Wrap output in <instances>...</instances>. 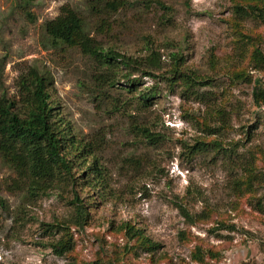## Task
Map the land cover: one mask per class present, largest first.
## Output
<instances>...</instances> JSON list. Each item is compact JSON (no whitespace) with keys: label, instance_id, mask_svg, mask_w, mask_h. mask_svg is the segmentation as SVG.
Here are the masks:
<instances>
[{"label":"rangeland","instance_id":"374dc122","mask_svg":"<svg viewBox=\"0 0 264 264\" xmlns=\"http://www.w3.org/2000/svg\"><path fill=\"white\" fill-rule=\"evenodd\" d=\"M126 1L123 10L102 16L89 12L85 0H0V95L18 102L19 77L29 69L44 74L53 112L75 142L69 148L74 182L35 199L6 190L14 174L0 160V264H264V184L236 191L242 171L224 153L250 149L257 172H264V103L253 97L255 86L264 89V68L240 62L232 49L239 38L233 5L241 0ZM63 6L87 20L99 46L132 58L156 50L162 68L154 77L132 76L133 91L125 80L99 86L89 57L46 38L44 24ZM241 23L264 53V23L253 17ZM170 53L182 57V68L213 79L200 90L211 97L182 96L179 84L164 80ZM234 70L248 72L250 82L231 84ZM151 89L149 107L136 110L138 91ZM217 107L229 122L209 134L208 127L219 125L210 117ZM131 121L149 126L159 141L149 145ZM213 139L223 151L202 146ZM75 196L86 224L69 227L73 251L58 256L49 244L65 230L51 226L72 219ZM128 223L144 240L125 234ZM195 247L205 252L203 262L193 259Z\"/></svg>","mask_w":264,"mask_h":264},{"label":"trees","instance_id":"16d2710c","mask_svg":"<svg viewBox=\"0 0 264 264\" xmlns=\"http://www.w3.org/2000/svg\"><path fill=\"white\" fill-rule=\"evenodd\" d=\"M25 1L29 3L34 0ZM85 2L89 12L93 15L102 13V16L116 14L128 5L126 0H85ZM247 17L259 19L264 23V0H241L233 5L231 21L237 28L235 32L238 30L239 35V38L232 43L234 56L240 62L246 61L253 68L256 66L264 68V53L257 43L255 44L254 35L243 32L241 21ZM102 20L105 19L102 18ZM98 27L108 29L107 23L104 25L101 22ZM98 27L95 25V29ZM44 32L52 46L75 48L82 55L89 57L96 64L97 75L94 78L99 86L106 85L112 88L117 84V80H125L128 82L129 90L133 91L136 90L137 85L134 83L135 78H131L132 76L154 77V72L162 68L163 56L156 50L147 49L145 55L132 58L99 46L96 40L89 36L90 29L87 20L68 6L61 7L59 15L44 24ZM249 43L250 47H247ZM170 57L171 67L167 71L169 77L164 79L167 83L170 82L171 86L179 84L182 96L191 95L199 100H206V97L212 96L210 91L200 90L212 87L213 79L203 78L193 71L182 68L183 59L178 53H170ZM212 61L213 58L210 57V66L214 68ZM228 78L231 84L242 81L250 82L248 72L245 70H234ZM18 90V102L8 98L4 93L0 95V160L14 174V178L6 185V190L20 191L26 198L35 199L46 195L53 189H60L61 186L74 182L69 148L73 147L75 142L68 137L63 121L53 112L44 74L36 69H29L19 77ZM154 96L153 89L138 91L134 101L135 109L146 110L150 105L149 101ZM253 97L258 106L263 104L264 89L255 86ZM210 117L216 118L215 121L219 122V125L215 127L217 130L208 127L209 134H215L229 122V114L219 107ZM131 126L133 132L141 136L149 145H154L159 141L158 134L149 126L133 121H131ZM204 143L216 147L217 150H224L218 139L209 142L201 141L202 146L205 145ZM196 144H199L198 141ZM250 151L249 149L241 155H237L234 151H224L228 160L232 158L231 154L233 155V160H230L232 165L239 167L242 171L241 178L233 182V188L241 193L253 192L258 186L264 184V172H257L256 163ZM72 202L75 207V215L72 219L67 223L62 222L51 226V230H65L57 241L49 244L58 256L73 251L74 242L69 233V227H81L86 224L87 214L82 203L76 196ZM255 206H260L259 201L255 203ZM179 210L183 217L192 221V216L184 207L179 206ZM259 210H261L260 207ZM201 216L199 215V218ZM199 218L197 220H200ZM220 226L226 230L234 228L222 225V223ZM123 229L131 239L144 240L140 230L135 229L131 224H126ZM145 243L149 245L148 242ZM192 253L194 260L203 262L205 252L200 247H195Z\"/></svg>","mask_w":264,"mask_h":264}]
</instances>
